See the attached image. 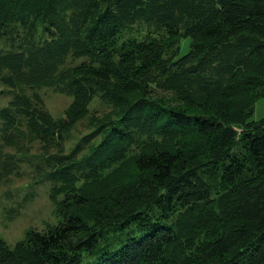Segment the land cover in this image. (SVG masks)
Here are the masks:
<instances>
[{
    "label": "trees",
    "instance_id": "1",
    "mask_svg": "<svg viewBox=\"0 0 264 264\" xmlns=\"http://www.w3.org/2000/svg\"><path fill=\"white\" fill-rule=\"evenodd\" d=\"M2 95L4 146L89 130L38 155L60 219L0 264H264V0H0Z\"/></svg>",
    "mask_w": 264,
    "mask_h": 264
},
{
    "label": "rangeland",
    "instance_id": "2",
    "mask_svg": "<svg viewBox=\"0 0 264 264\" xmlns=\"http://www.w3.org/2000/svg\"><path fill=\"white\" fill-rule=\"evenodd\" d=\"M172 49L181 44V51L188 47L187 39H172ZM169 50L170 47H169ZM41 95L48 111L53 117L63 115L72 100V95L52 88H42ZM174 104L177 101H172ZM6 103V96H0V106ZM91 113L96 115L107 109L100 99H93L89 105ZM253 120H264V97L254 103ZM83 119L70 129L69 136L61 145L52 144L44 151L39 141L29 143L27 137L20 136L16 148L4 146L0 140V239L13 246L22 239L29 229H42L47 223L53 224L60 219L49 201L46 185L42 178L37 181L35 163L40 162L41 153H53L62 149L68 151L88 128ZM30 144V145H29ZM21 148V150H19ZM28 148V150H27Z\"/></svg>",
    "mask_w": 264,
    "mask_h": 264
}]
</instances>
